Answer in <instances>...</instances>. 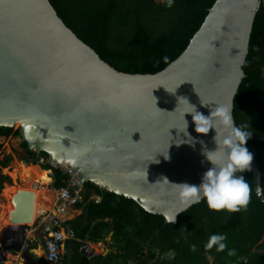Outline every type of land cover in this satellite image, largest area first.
Instances as JSON below:
<instances>
[{"label": "water", "instance_id": "95a60500", "mask_svg": "<svg viewBox=\"0 0 264 264\" xmlns=\"http://www.w3.org/2000/svg\"><path fill=\"white\" fill-rule=\"evenodd\" d=\"M261 3L216 0L175 61L158 73L140 75L118 72L101 60L48 0H0V128L18 125V142L37 158L44 153L49 162H65L82 184L135 202L163 217V226L172 224L177 212L190 208L181 211L178 186L201 183L211 167L203 152L215 151L217 133L218 143L224 135L220 128L197 133L190 106L207 118L217 105H228L233 115ZM161 4L167 9L173 0ZM188 137L194 146L177 144ZM250 152L253 191L264 203L255 152ZM34 202L32 192L14 195L1 241L5 256L20 252L19 245L5 241L20 233L25 237L35 219ZM66 229L74 239V228ZM81 253L98 256L86 242ZM175 256L161 258L170 263ZM27 258L32 264L41 260L25 248L23 259L30 264Z\"/></svg>", "mask_w": 264, "mask_h": 264}, {"label": "trees", "instance_id": "16d2710c", "mask_svg": "<svg viewBox=\"0 0 264 264\" xmlns=\"http://www.w3.org/2000/svg\"><path fill=\"white\" fill-rule=\"evenodd\" d=\"M48 1L63 23L101 60L118 72L140 75L158 73L175 61L216 2L173 0L165 9L153 0ZM158 14L166 18L165 23L161 24ZM242 69L245 77L234 99L233 117L237 125H249L253 132L246 147L255 152L264 194V3L255 15ZM12 134L18 135V131L0 128V136ZM23 149L24 162L35 165V153L25 144ZM9 162L7 157L3 166ZM242 175L252 187L246 209L218 213L201 201L181 213L176 223L164 226L163 217L146 213L135 202L84 184L82 202L75 206L84 214L66 224L74 228L81 241L88 236L90 242L97 243L112 232L119 254L88 260L79 251L81 243L70 240L67 248H73L71 259L66 262L64 258L63 264H264V203L254 194L251 172ZM65 180L54 172L53 188H64ZM6 181L8 178L0 175V192ZM94 196L101 199L100 203L93 201ZM218 233L226 234L228 249H235V256H228L227 249L223 253L205 249L209 237ZM193 244L197 245L196 252L191 251ZM144 248L148 250L146 256ZM168 253L176 254L171 263L161 260V255ZM38 264L48 263L41 259Z\"/></svg>", "mask_w": 264, "mask_h": 264}, {"label": "clouds", "instance_id": "9594fccd", "mask_svg": "<svg viewBox=\"0 0 264 264\" xmlns=\"http://www.w3.org/2000/svg\"><path fill=\"white\" fill-rule=\"evenodd\" d=\"M181 100L189 105L187 100L180 99L179 102ZM190 107L193 111L188 114L193 115L197 133L206 135L210 129H215L217 133V128H220L223 130L224 135L218 143L216 139L217 133L215 140L218 147L215 151L205 150L203 152L211 167L204 173L201 183L198 186L188 184L178 186L181 188L184 206L181 211L192 205L199 204L201 201L205 202L210 210L218 213L232 214L246 209L252 187L242 174L251 171L253 161V154L246 147L248 140L253 135L250 126L237 125L232 115V109L228 105H217L207 118L198 113L194 106ZM204 125H208V127L205 128ZM184 132L187 135L186 131ZM181 143H189L194 146L195 141L188 137L187 141H177L178 145ZM163 155L167 159V153ZM49 178L52 179L50 176ZM257 194H260L259 189ZM178 214L180 212H177L169 222L174 224ZM181 231L182 234H186L184 229ZM186 238L187 235H185ZM226 241V234H213L209 237L204 247L209 251L214 248L217 253H223L227 249L228 256H235V249H228ZM191 251L196 252L197 245H191Z\"/></svg>", "mask_w": 264, "mask_h": 264}, {"label": "built area", "instance_id": "2783aa9c", "mask_svg": "<svg viewBox=\"0 0 264 264\" xmlns=\"http://www.w3.org/2000/svg\"><path fill=\"white\" fill-rule=\"evenodd\" d=\"M36 164L43 168L48 166V175L53 179V173L59 172L66 178V186L55 190L53 185L50 190L55 195V202L51 209L41 212L32 224L41 236L44 259L48 264H59L66 254V240L68 238L65 227L66 213L82 202L83 184L73 167L62 162L56 164L48 158L40 157ZM53 184V183H52Z\"/></svg>", "mask_w": 264, "mask_h": 264}, {"label": "rangeland", "instance_id": "374dc122", "mask_svg": "<svg viewBox=\"0 0 264 264\" xmlns=\"http://www.w3.org/2000/svg\"><path fill=\"white\" fill-rule=\"evenodd\" d=\"M154 1L158 5L161 4L164 0ZM158 17L160 18V20H162L161 24L165 23L164 21L166 20V18L163 17V15L158 14ZM18 127L19 126L17 125L12 128L13 132L18 131ZM18 138V135L12 134L6 139H0V175L8 178V181L4 182L2 190L0 192V234L2 232V227L8 224L7 220L9 218V212L14 209L12 199L15 194L19 192H34L35 196L39 193L50 194L53 198L52 201L49 199L46 202H42L41 206L43 207V210L42 207H39L41 209L38 211L49 210L50 206H52L53 204V201L55 202V195L52 191H49V185L52 184V181L49 184L40 183L43 179V176L39 173H42L45 176L46 172L41 171V168L38 165L25 164L23 155L19 151L21 143L18 142ZM7 157L10 158V162L8 165L3 166V162ZM33 183H36L38 185L34 187L32 186ZM37 215L39 214H36L35 217ZM28 227L32 228V223H30ZM1 250L3 251L2 247ZM99 250V253H101V249ZM38 255L44 258L43 250L42 252H39ZM13 260L14 258L10 254L9 256H7L4 262H6V264H12ZM18 262L22 263V260L18 259Z\"/></svg>", "mask_w": 264, "mask_h": 264}, {"label": "crops", "instance_id": "0c3cea01", "mask_svg": "<svg viewBox=\"0 0 264 264\" xmlns=\"http://www.w3.org/2000/svg\"><path fill=\"white\" fill-rule=\"evenodd\" d=\"M51 181L53 182V179H51ZM52 185L53 184H51L50 186H52ZM92 199H93V201H95L96 196L92 197ZM38 213L39 212H37L36 214H38ZM83 214H84L83 209H77L76 207H74V208H72V209H70L68 211L67 215L65 216V222L73 221L76 218H79L80 216H82ZM94 224H96V222ZM67 225L68 224L65 223V227ZM7 227H8V224L6 226H3L2 227V232L0 234V262L2 264H6V262H4V260L10 254L14 258L12 264H26V261L23 259V250L25 248H28L29 249L32 257H36V256L40 257L38 255V253L39 252H42V250H43L41 236H40L39 231L35 227H33V226H32V228H28L25 237H22V234L20 233L17 236H15L13 239H9V240H6L5 241V244H7V243L8 244L9 243H12L13 244L14 243V244L19 245L21 247L20 252L11 251L10 254H8L7 256H5L4 255V252L5 251L3 250L4 251L3 252L1 250V247H2L1 241L5 239V232L7 230ZM66 233H67V229H66ZM67 236H68V234H67ZM70 240H73V241H76V242H80L81 243V247H82V244L84 242H86L87 244H89L90 252L92 251L93 253H95V254L98 255L96 257H93L92 259L98 258V257H107L110 254H112L114 256L119 254V251H118V249L116 248V245H115V241L113 240V237H112V232H110L109 234L105 235L103 237V239L102 240H99V242H97V243L90 242L89 239H88V236L84 240L81 241V240L77 239V233L75 232L74 239L67 238L66 243H65L66 244V254L63 256V258L61 259V261H60L59 264H63V259L64 258L66 259L65 260L66 262H68L71 259V254H72L73 248L72 247L67 248V241H70ZM81 247L79 248L80 253H81ZM99 249H101V253H99V251H100ZM18 259L22 260V263H19L18 262ZM41 259H43V258L41 257ZM87 259L88 260H92V259H89V258H87ZM27 260L29 261L30 264H32L30 258H27ZM38 263L39 262L36 261L33 264H38Z\"/></svg>", "mask_w": 264, "mask_h": 264}, {"label": "bare ground", "instance_id": "6f19581e", "mask_svg": "<svg viewBox=\"0 0 264 264\" xmlns=\"http://www.w3.org/2000/svg\"><path fill=\"white\" fill-rule=\"evenodd\" d=\"M41 171H43V170H41ZM44 172H46L45 173V176H44V174H42V173H39V170H38V173L39 174H41L42 176H43V179H42V181L40 182L41 184H49L50 182H51V179L49 178V173L47 172V171H44ZM31 180V179H30ZM36 183H33V186L34 187H36ZM33 195H34V200H35V202H34V206H33V208H34V213H35V215H36V213L37 212H39L38 214H40L41 212H43L42 210H43V207L41 206V204H42V202H46L47 200H51L52 201V196L50 195V194H48V193H39V194H37L36 195V197H35V193L33 192ZM48 198V199H47ZM37 200V201H36ZM53 204H54V201H53ZM53 204H52V206H53ZM52 206H50V207H52ZM39 207H42V210L41 211H38V210H40L41 208H39ZM13 211V210H12ZM11 212V211H10ZM9 212V213H10Z\"/></svg>", "mask_w": 264, "mask_h": 264}, {"label": "flooded vegetation", "instance_id": "af4514ba", "mask_svg": "<svg viewBox=\"0 0 264 264\" xmlns=\"http://www.w3.org/2000/svg\"><path fill=\"white\" fill-rule=\"evenodd\" d=\"M3 137V136H2ZM6 138V137H5ZM19 151H20V153L22 154V155H24V153H25V151H24V149H23V144H21L20 145V147H19ZM25 164H27V163H25ZM44 171H46V170H44ZM38 185V184H37ZM33 186V185H32ZM36 197V196H35ZM143 254L146 256L147 254H148V250L146 249V248H144L143 249ZM161 257H162V255H161ZM161 260H162V258H161ZM163 261V260H162ZM172 262V261H171ZM170 262V263H171Z\"/></svg>", "mask_w": 264, "mask_h": 264}]
</instances>
